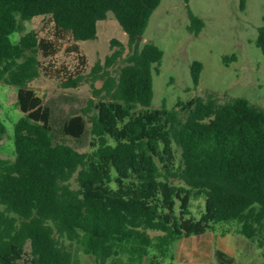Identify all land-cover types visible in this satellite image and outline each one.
I'll return each mask as SVG.
<instances>
[{
  "label": "trees",
  "instance_id": "obj_1",
  "mask_svg": "<svg viewBox=\"0 0 264 264\" xmlns=\"http://www.w3.org/2000/svg\"><path fill=\"white\" fill-rule=\"evenodd\" d=\"M161 1L0 0V81L16 87L23 113L14 125L15 158L0 156V264H92L79 261L66 240L94 255L93 264H122L124 255L126 264L146 256L155 264L175 241L231 223L264 247V106L209 92L151 107L164 51L150 41L140 47L138 36ZM184 2L188 30L198 35L205 23ZM109 12L128 36V51L113 38L117 48L86 75L78 42L96 39ZM40 15L51 17L52 35L31 30L13 42ZM64 42H73L81 68L52 61ZM255 43L264 55V26ZM202 69L191 63L194 87ZM42 73L64 88L91 82L98 99L88 101L90 128L79 114L61 126L77 140L89 131V151L57 139L52 108L28 86ZM5 134L0 122V141ZM198 196L205 207L197 219L189 214ZM215 255L234 262L220 249Z\"/></svg>",
  "mask_w": 264,
  "mask_h": 264
},
{
  "label": "rangeland",
  "instance_id": "obj_2",
  "mask_svg": "<svg viewBox=\"0 0 264 264\" xmlns=\"http://www.w3.org/2000/svg\"><path fill=\"white\" fill-rule=\"evenodd\" d=\"M189 5L205 23L198 35L188 30L190 20L184 0H162L139 39L140 47L150 41L164 51L160 71L153 74L151 107L165 104L172 108L179 99L187 101L209 92L215 93L220 101L241 96L264 106V55L255 43L259 28L264 26V0H246L244 8L241 0H190ZM24 24V32L11 36L13 42H18L23 33L31 30L44 37L51 36L54 30L49 15L36 16ZM113 38L126 47L125 52L128 51V36L115 15L109 12L106 19L98 22L96 39L78 42L87 59L84 74H90L96 62L103 63L106 56L117 48L111 47ZM72 43L62 44L60 52L52 60L56 66L66 65L71 70L82 67L77 53L70 49ZM193 61L203 65L197 87L193 86L190 70ZM94 84L99 88L102 81ZM28 86L52 108L57 139L80 152L89 151V131L77 140L62 134L61 126L68 117L79 114L86 117L90 128L89 115L92 112L86 111L88 101L98 99L91 82L85 81L76 88H64L59 79L42 73ZM16 101V87L0 81V122L6 128V134L0 141V156L11 160L15 158L14 125L23 115ZM204 207L205 197H194L189 216L200 218ZM202 236L192 235L175 241L165 254L156 255L155 264H221L215 255L217 249L232 256L233 264H264V247L239 234L236 223L217 224ZM210 236L211 240L205 246L197 245L202 238ZM66 244L79 261L95 263L94 255L85 254L77 244L70 245L68 240ZM127 260L126 255L122 256V264ZM141 264H150V256L144 257Z\"/></svg>",
  "mask_w": 264,
  "mask_h": 264
},
{
  "label": "crops",
  "instance_id": "obj_3",
  "mask_svg": "<svg viewBox=\"0 0 264 264\" xmlns=\"http://www.w3.org/2000/svg\"><path fill=\"white\" fill-rule=\"evenodd\" d=\"M205 234H206V233H205ZM205 234H203L202 237H204ZM211 236H212V235H211ZM211 236H210V237H205V239L202 238V240H200V241L197 243V245H199V247H201V246H205L204 244H206L208 241L211 240ZM220 250H222V249H220ZM222 251H224V250H222Z\"/></svg>",
  "mask_w": 264,
  "mask_h": 264
},
{
  "label": "water",
  "instance_id": "obj_4",
  "mask_svg": "<svg viewBox=\"0 0 264 264\" xmlns=\"http://www.w3.org/2000/svg\"><path fill=\"white\" fill-rule=\"evenodd\" d=\"M142 36H138V40L141 38Z\"/></svg>",
  "mask_w": 264,
  "mask_h": 264
}]
</instances>
